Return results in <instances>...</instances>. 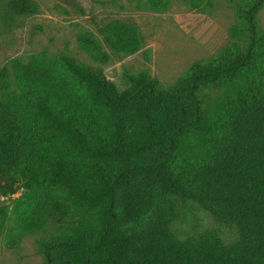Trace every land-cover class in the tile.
Segmentation results:
<instances>
[{"label": "trees", "instance_id": "trees-1", "mask_svg": "<svg viewBox=\"0 0 264 264\" xmlns=\"http://www.w3.org/2000/svg\"><path fill=\"white\" fill-rule=\"evenodd\" d=\"M128 1L156 12L172 4ZM263 3L229 0L226 44L167 86L140 72L119 91L66 54L0 67V196L20 191L12 212L24 233L46 234L43 264H264ZM38 12L35 0H0V34ZM97 31L78 36L97 62L143 43L127 20ZM186 203L233 239L214 229L179 237Z\"/></svg>", "mask_w": 264, "mask_h": 264}, {"label": "rangeland", "instance_id": "rangeland-1", "mask_svg": "<svg viewBox=\"0 0 264 264\" xmlns=\"http://www.w3.org/2000/svg\"><path fill=\"white\" fill-rule=\"evenodd\" d=\"M212 1L211 8L200 11L172 0L168 10L156 12L137 8L128 0H35L39 8L36 15L24 19L21 27L0 34V67L14 58L27 60L37 53L51 58L66 54L101 70L119 91L129 86V76L140 72L167 86L192 62L212 58L226 44L235 14L229 0ZM118 18L137 26L143 37L141 48L126 56L111 55L104 63L94 61L80 49L78 36L88 32L101 39L97 28ZM256 20L264 28V3ZM19 194L0 196V264H43L38 244L46 234L20 229L12 212ZM207 229L218 231L224 240L234 237L231 228L216 224L193 203L181 208L173 225L181 238Z\"/></svg>", "mask_w": 264, "mask_h": 264}, {"label": "built area", "instance_id": "built-area-1", "mask_svg": "<svg viewBox=\"0 0 264 264\" xmlns=\"http://www.w3.org/2000/svg\"><path fill=\"white\" fill-rule=\"evenodd\" d=\"M16 194H17V193H15V194H12V196H13V195H16Z\"/></svg>", "mask_w": 264, "mask_h": 264}]
</instances>
